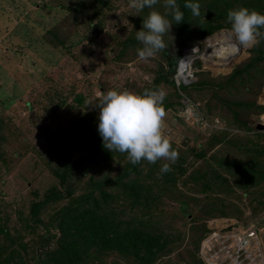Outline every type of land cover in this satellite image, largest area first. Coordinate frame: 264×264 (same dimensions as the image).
Instances as JSON below:
<instances>
[{"label":"trees","instance_id":"16d2710c","mask_svg":"<svg viewBox=\"0 0 264 264\" xmlns=\"http://www.w3.org/2000/svg\"><path fill=\"white\" fill-rule=\"evenodd\" d=\"M115 2L76 0L67 4V11L75 16L83 10L84 22L98 33L104 24L100 14L114 9ZM177 2L184 13V21L173 24L174 36L179 39L177 48L175 51L167 49L168 46L163 49L166 67L160 63L141 89L161 90V84L169 85L171 92L165 93L162 106L165 113L173 110L180 125L187 123L181 113L184 96L199 105L196 123L203 122L205 128L209 127L210 136L205 145L188 151L200 160L213 150L214 154L205 167H194L187 174V180L193 182L191 190L195 192H189L194 197L185 195L179 185V176L192 164L190 155L178 153L174 163L166 159L164 163H168L171 170L161 173L160 159L155 163L142 159L133 165L126 152L106 150L97 132L90 154L57 169L54 172L57 177L50 176L51 182L48 180L49 184L42 191L39 186H32L21 197L13 195L7 199L0 192V264H122L121 259L128 264H162L163 259L172 254H177L179 262L205 264L199 248L208 232L207 221L215 217L214 214L227 215L228 211L224 206L229 202L227 196L221 194L234 192L236 185L251 188L254 182L264 179V163L256 165L254 161L263 159L264 145L257 140L253 149L248 147L255 136L264 138V129L257 127L258 120L251 119L254 113L260 116L264 110V105L256 101L264 89V36L258 38L259 43L248 49L249 55L227 74L211 75L198 67L201 59H197L194 64L198 70L193 82L177 85L174 79L182 48L187 45L185 39L203 40L222 29L230 31L231 23L227 20L230 9L246 7L264 13V0H199V16H192L191 11L184 8V0ZM154 7L164 11L162 3ZM131 11L134 25L142 26L149 9ZM192 28L195 32L184 36ZM260 31L264 33V28ZM134 35H124L131 38L122 42L123 51L112 60L121 59L130 42H138ZM84 38L63 43L61 47L69 50ZM109 71L110 68L102 69L98 85L117 90L135 87L130 78L124 86L118 83V77L115 82H108L112 75ZM47 95L57 98L58 107L67 102L68 97L72 100L67 105L77 112L88 107L86 96L77 90H71L61 96L62 99L51 95L50 90ZM88 114H96L93 119L98 120L96 112ZM240 133L248 136H238ZM1 146L2 139L0 155L4 151ZM235 149L244 154L249 152V158L236 157ZM239 156L242 157L240 153ZM196 192L206 196L196 197ZM169 200L177 204V211ZM263 209L261 205L255 212L258 214ZM175 221L180 223L174 224ZM188 222L187 230L179 227Z\"/></svg>","mask_w":264,"mask_h":264},{"label":"rangeland","instance_id":"374dc122","mask_svg":"<svg viewBox=\"0 0 264 264\" xmlns=\"http://www.w3.org/2000/svg\"><path fill=\"white\" fill-rule=\"evenodd\" d=\"M73 1L76 2V0H0V139L1 148H4L0 155V192L5 199L13 195L21 197L32 186H39L42 191L49 181L51 182L50 176L57 177L54 173L57 169L90 154L98 132V120L93 119L97 117L96 114L92 116L88 113L98 114L99 109L89 102L95 103L99 95L111 89L98 85L103 68H110L109 72L112 75L108 82H115V78L118 77V83L123 85L130 78L135 87L134 85L126 87L127 90L133 89L139 93L144 82L151 80L153 70L158 68L160 63L165 64V67L167 65L163 49L151 58L139 59L137 49L142 47L140 42H130L125 46L121 59L112 60L117 53L123 51L122 42L131 38L124 35L135 34V31L142 27L134 25L131 19L132 9L129 7V0H115L114 9L107 10L106 14L105 12L100 14L101 18H104V24L98 33L93 32L88 26L89 23L84 22L83 10L81 14L75 16L67 11L69 8L67 4L71 5ZM64 5L65 7H62ZM194 29L187 31L184 36L195 32ZM175 30V26L172 25L171 32L164 35L167 49L174 51L179 40L174 36ZM86 31L89 35H86ZM227 34H230V31L222 29L203 40L185 39L187 45L184 47L194 43L192 45L194 47L197 45L202 47L201 49L207 48L208 38L220 39ZM80 37L86 38L78 45H72L69 50L61 47L63 43L78 40ZM248 49H238V55L227 62H216L214 59L211 60L210 56L204 55L206 59H201L198 67L211 72V75L227 74L235 64L249 55ZM160 87L165 93L171 92L169 85L161 84ZM48 90L51 95L59 96L60 99L71 90H77L86 96V103L89 105L79 113L67 105L72 100L68 97L67 102L58 107L60 102L57 98L49 97ZM179 91L185 95L183 90ZM260 94L256 100L257 104L263 95ZM262 100L264 101L263 98ZM186 107H182L181 113L188 124H177L178 119L173 110H168L163 118L162 131L170 143L175 145L173 149L178 153L190 155L188 149H198L205 145L204 142L210 134L207 129L209 127L205 128L203 122L197 125L196 118L188 113L187 109L191 106ZM260 116L254 113L251 119L256 122ZM217 119L219 121L220 118L216 117L215 120ZM195 123L196 125H193ZM219 124L222 125L221 120ZM240 134L238 136H248L246 133ZM257 140L264 145V138L257 135L248 143V147L253 149ZM242 152L235 149L233 154L240 159H248L249 152L245 154ZM212 154L214 150L203 160L190 155L191 166L179 176V185H182L185 195H191L192 192L189 191L195 192L191 190L193 182L187 180V174L198 166L205 167ZM164 161L166 158H160L161 165ZM254 161L256 165L263 164L264 156L260 161ZM196 193V197L206 196L203 192ZM221 195L227 196L226 201H229L224 205L228 210L227 215L213 216L243 219L248 223L251 219H257L255 211L264 205L262 204L264 179L254 182L251 188L236 185L234 192ZM255 195L257 198L254 199ZM168 203H171L174 209L177 206L170 200ZM221 208L224 209L222 206ZM177 209L176 207L175 210ZM179 223L180 221L174 222ZM179 227L187 230L189 222ZM176 255L161 258L162 264H188L179 262ZM120 261L122 264L129 263L125 259Z\"/></svg>","mask_w":264,"mask_h":264},{"label":"clouds","instance_id":"9594fccd","mask_svg":"<svg viewBox=\"0 0 264 264\" xmlns=\"http://www.w3.org/2000/svg\"><path fill=\"white\" fill-rule=\"evenodd\" d=\"M158 3H162L163 12L154 7ZM129 7L137 11L149 9L147 15L143 17L141 29L135 31V39L142 45L137 49V56L141 60L151 58L165 49L168 45L165 43L164 35L171 32L173 24L178 25L184 21V13L177 0H129ZM184 8L189 9L192 16L200 15L199 0H184ZM227 20L231 23V47L234 50L252 48L259 43L258 38L264 36L260 31L264 28V13L240 7L230 9L227 12ZM199 48L201 55L194 59V63L197 59L205 58L203 50L206 47ZM181 56L182 53L175 74ZM194 67L197 71L195 64ZM262 94L264 95V91ZM164 97L165 92L159 89H144L140 93L127 89H110L99 95L95 103L89 102L99 109L97 131L103 147L109 152H126L129 162L133 165L140 163L142 159L155 163L160 158H166L174 163L178 152L172 148L169 138L162 131L165 116L162 106ZM262 98L260 96L261 100H258V103L264 105ZM256 123L264 124L260 118ZM170 170L168 163L160 167L161 173Z\"/></svg>","mask_w":264,"mask_h":264},{"label":"built area","instance_id":"2783aa9c","mask_svg":"<svg viewBox=\"0 0 264 264\" xmlns=\"http://www.w3.org/2000/svg\"><path fill=\"white\" fill-rule=\"evenodd\" d=\"M199 50L197 45L183 49L175 74L178 84H186L195 79L194 59L201 55ZM183 101L184 108L191 106L187 109L188 113L197 119L198 105L187 97ZM260 121L264 122V115L260 116ZM256 216V220L251 219L248 223L229 217H213L208 220V232L199 248V255L204 263L264 264V209Z\"/></svg>","mask_w":264,"mask_h":264},{"label":"bare ground","instance_id":"6f19581e","mask_svg":"<svg viewBox=\"0 0 264 264\" xmlns=\"http://www.w3.org/2000/svg\"><path fill=\"white\" fill-rule=\"evenodd\" d=\"M231 39L230 34L220 39H209L203 55L210 56V59H214L216 62L229 61L238 55V50L231 47Z\"/></svg>","mask_w":264,"mask_h":264},{"label":"water","instance_id":"95a60500","mask_svg":"<svg viewBox=\"0 0 264 264\" xmlns=\"http://www.w3.org/2000/svg\"><path fill=\"white\" fill-rule=\"evenodd\" d=\"M257 127H258L259 129H264V124H262V123H258Z\"/></svg>","mask_w":264,"mask_h":264},{"label":"crops","instance_id":"0c3cea01","mask_svg":"<svg viewBox=\"0 0 264 264\" xmlns=\"http://www.w3.org/2000/svg\"><path fill=\"white\" fill-rule=\"evenodd\" d=\"M262 97L264 98V95H262ZM264 102V101H263Z\"/></svg>","mask_w":264,"mask_h":264}]
</instances>
